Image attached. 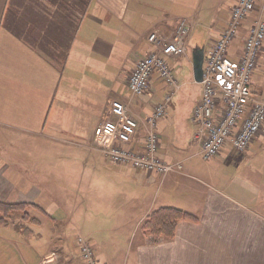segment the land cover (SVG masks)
<instances>
[{"label": "crops", "instance_id": "crops-1", "mask_svg": "<svg viewBox=\"0 0 264 264\" xmlns=\"http://www.w3.org/2000/svg\"><path fill=\"white\" fill-rule=\"evenodd\" d=\"M236 1L0 0V167L9 159L3 150L10 146V134L31 150L46 139L79 152L52 163L63 171L60 178L58 171L50 172L43 188L35 180L27 192L19 184L15 192L9 178H0V202L32 203L41 212V219L33 217L25 228L0 224V264H40L49 253L59 264H84L78 236L90 242L98 264H264V126L242 155L230 144L211 159L198 155L190 121L201 96L192 69L194 30L186 54L167 59L174 85L161 87L164 82L155 74L143 95L133 96L127 87L135 64L155 49L149 34L169 39L182 19L194 28L199 18L221 20L206 55ZM228 2L233 3L227 18L217 19ZM261 3L254 0L238 29L239 43L230 45L234 61L250 26L264 20ZM261 67L263 74L264 44L253 77L260 79ZM253 77V94L264 99L258 96L264 83ZM166 95L170 117L158 121V157L180 163L181 172L139 171L73 143L72 137L82 142L96 124L110 119V103L120 100L141 120L132 145L141 151L143 121ZM40 197L48 199L46 206L36 203ZM60 200L66 206L63 216L57 213ZM160 207L193 218L179 220L172 238L154 242L142 226ZM69 229L75 234L72 243Z\"/></svg>", "mask_w": 264, "mask_h": 264}, {"label": "built area", "instance_id": "built-area-1", "mask_svg": "<svg viewBox=\"0 0 264 264\" xmlns=\"http://www.w3.org/2000/svg\"><path fill=\"white\" fill-rule=\"evenodd\" d=\"M253 7L254 0L236 1L227 25L204 58L201 96L190 118L195 126L193 140L198 155L204 160L219 155L226 144H230L235 155L244 154L264 126V99L257 98L251 89L252 76L264 44V20L259 18L250 26L237 60L228 55L241 22ZM193 30L194 24L182 19L169 39L155 33L148 35L147 40L155 49L141 58L128 76L127 87L133 96L145 94L155 74L168 86L175 84L167 59L186 54ZM169 99L166 95L165 103L155 106L151 115L144 119L145 137L141 151L132 147L141 120L132 114L127 102L120 100L110 103L111 118L97 126L92 147L113 164L161 175L181 172L180 163L166 162L158 157V121L164 117ZM76 244L84 264H98L88 240L78 236ZM58 259L55 253H50L40 264H59Z\"/></svg>", "mask_w": 264, "mask_h": 264}, {"label": "rangeland", "instance_id": "rangeland-1", "mask_svg": "<svg viewBox=\"0 0 264 264\" xmlns=\"http://www.w3.org/2000/svg\"><path fill=\"white\" fill-rule=\"evenodd\" d=\"M218 2L220 3V0H218ZM232 3L229 4L228 2L227 4L222 5V9H220L219 12L217 13L218 15L217 19H219L220 17L224 19L227 18L228 6L229 7L232 6ZM261 4H262V7L264 8V0H262ZM263 17H264V14H263ZM199 19L200 20L196 21V24H195L194 34H193L194 39L196 43L200 44L201 46H204V49L207 50V48L210 45V41L214 39L215 29H219L222 25V22L221 20H216V19H215L216 21L215 20L211 21L210 19H207V17L205 19H201V18ZM239 40H240V36H237V38L233 41V44H238ZM262 71H263V67H261V70L257 71V73L259 72L258 74H259L260 79L256 77V74L254 75V77L252 76L253 80L257 84L264 83V73L262 74ZM197 85L201 86L200 83H197ZM160 86L164 88L167 85L165 83H161ZM255 89H258V87L256 86ZM200 92H201V89H200ZM161 95L162 94H159L158 96L153 97L151 104H154L156 101H159V99H161L162 97ZM263 95H264V87L262 88V90L258 91L259 97ZM169 111H170L169 108L165 110V115L168 117H170ZM98 125L99 123L93 127L91 134L86 136L85 139L82 140V142L77 141L75 140L76 138L72 137L73 143L76 146L81 145L82 147L87 148L88 150L96 151L92 147V141L96 135V130H97ZM172 131H174V127L169 128V133L171 132V138L173 139L174 135L172 134ZM60 137H63L65 139L66 138L70 139L69 136H60ZM7 138H8L10 146L7 150H3L4 151L3 155L6 156V158L9 156V159L7 160V162H5V164H3V166L0 167V172L1 170H3L6 173L5 174L1 172L3 176L0 175V178H9V184L15 187V192L16 190H18V187H17L18 184L20 186H24L27 192L30 189V187L33 186L32 182L35 180L36 181L40 180V184H41L40 187L43 188L44 185L46 184V181H44L43 178H49L50 172L52 173L53 170L58 171L56 174V177L60 178L59 171H63V168L58 167V166L52 167V163L55 164L56 162L64 161L66 159H69L73 153L74 154L79 153L78 151H74V150L72 151L68 147H65V146L62 147L58 143H49L50 141L46 139H41L38 143H35L36 145L37 144L39 145L38 150H31L29 148V145L22 144L17 141L19 136L10 134L9 136H7ZM161 138L164 139L163 137ZM4 142H7V141H4ZM13 156L15 157L19 156V157L18 159L17 158L15 159V158H12ZM22 157L24 158V160ZM37 170L41 172L39 173ZM36 172H38V174ZM20 178H24V180H20ZM39 199L40 200H36V203L40 204V206L42 207L46 206L48 199L41 198V197ZM8 203H14V202H8ZM21 203L25 204L21 209L10 210L7 213L6 216H9L7 218V221L9 224H13L15 226L18 225V227L21 226L25 228L26 225L31 224L33 220L36 219V218L33 219V217H37V218L40 217L41 219V212H39V208L37 206H34L32 203H23V202ZM57 209H58L57 213L59 215H62L65 213L66 206H65L64 200L59 201ZM23 210H26L29 214V218L25 221H22V219L20 218ZM67 234L69 236L70 242L72 243L73 242L72 239L75 236L74 232L69 229L67 231Z\"/></svg>", "mask_w": 264, "mask_h": 264}, {"label": "trees", "instance_id": "trees-1", "mask_svg": "<svg viewBox=\"0 0 264 264\" xmlns=\"http://www.w3.org/2000/svg\"><path fill=\"white\" fill-rule=\"evenodd\" d=\"M25 204L0 202V224L7 225L6 216L10 210H19ZM22 221L29 218L26 210L22 211ZM193 216L186 211L174 207H160L153 210L143 223L142 230L152 237V241L156 242L159 239H170L175 232L176 223L181 219H191Z\"/></svg>", "mask_w": 264, "mask_h": 264}, {"label": "water", "instance_id": "water-1", "mask_svg": "<svg viewBox=\"0 0 264 264\" xmlns=\"http://www.w3.org/2000/svg\"><path fill=\"white\" fill-rule=\"evenodd\" d=\"M204 58H205L204 46L195 43V45L192 48V69H193V78L196 83H201L202 81Z\"/></svg>", "mask_w": 264, "mask_h": 264}]
</instances>
